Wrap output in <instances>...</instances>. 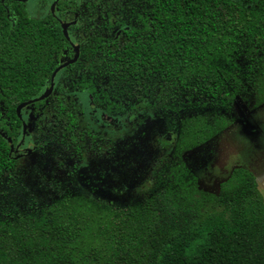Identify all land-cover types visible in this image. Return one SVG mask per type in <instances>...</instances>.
Instances as JSON below:
<instances>
[{
  "label": "trees",
  "instance_id": "obj_1",
  "mask_svg": "<svg viewBox=\"0 0 264 264\" xmlns=\"http://www.w3.org/2000/svg\"><path fill=\"white\" fill-rule=\"evenodd\" d=\"M105 11L78 42L60 12L34 18L24 1L0 0V180L24 156L11 144H47L75 167L88 161L80 175L117 199L79 188L44 205L1 203L0 264H264L254 173L233 168L209 193L181 157L230 124L238 98L264 102V0H106ZM150 116L158 150L114 180L98 164Z\"/></svg>",
  "mask_w": 264,
  "mask_h": 264
},
{
  "label": "rangeland",
  "instance_id": "obj_2",
  "mask_svg": "<svg viewBox=\"0 0 264 264\" xmlns=\"http://www.w3.org/2000/svg\"><path fill=\"white\" fill-rule=\"evenodd\" d=\"M36 1L28 0L27 8L32 17L40 18L47 14L49 8L51 9L52 0ZM86 1L98 3L96 0H69L70 9L65 20L74 19L75 7L82 6ZM41 7L44 9H40ZM82 17L81 23H77V30L72 28L77 38L82 37L81 31L86 23L97 19L94 12H86ZM226 115L230 124L205 143L183 151L182 160L195 176L198 189L209 193L217 192L220 182L227 178L233 168L245 167L254 173L264 198V102L254 105L252 98L248 100L238 98ZM153 121L150 116L144 127L136 129L134 134L130 135V139L127 136L123 137L125 140L115 160L111 156L101 160L98 165L104 173H111L113 179L117 181L121 177L136 176L144 171L146 164L158 150L156 148L158 145H153L156 138ZM45 122L44 128L36 134L40 143L49 140V136L46 135L49 126ZM90 125L96 128L95 125L91 123ZM159 140L167 143L164 137H159ZM30 145L31 152L21 157L15 171L0 180V206L1 203H5L11 205L12 209L21 208L27 201L44 205L67 189L81 188L82 191L89 193L91 191L92 195L97 193L101 198H105V201L110 196L104 187L97 186L98 182L94 178L87 179L80 175L79 169L87 165L88 161L75 167L74 165L78 163L76 159L60 148L53 150L46 144L45 150L33 151L34 142ZM121 185L123 189L115 187L114 191L120 190V194L127 191V184ZM110 197L113 202L117 200ZM116 198L120 202L127 201L123 195H116Z\"/></svg>",
  "mask_w": 264,
  "mask_h": 264
},
{
  "label": "flooded vegetation",
  "instance_id": "obj_3",
  "mask_svg": "<svg viewBox=\"0 0 264 264\" xmlns=\"http://www.w3.org/2000/svg\"><path fill=\"white\" fill-rule=\"evenodd\" d=\"M3 1V0H2ZM24 1V3L26 4V9H27V12L29 14V11L28 8H27V1L28 0H22ZM37 1H44V0H37ZM36 1V2H37ZM98 3H93V2H90V1H86L82 6H77L75 7V15L76 17L72 20H65V17H66V14L67 12L69 11L70 9V4L68 3L69 0H52V3H51V9L49 8V10L47 11V14L50 12V13H57V12H60V18H59V21H60V25H61V28L63 30V33L65 36H67V33L68 31L71 32L75 39L79 42V41H82L84 40V38L86 37V33H85V30L88 29L87 27L89 25H92L94 26V24L96 25V23H101V22H104L101 20V17L99 16V13L103 12V15H104V19H105V1L106 0H96ZM107 1H110V0H107ZM116 4V3H114ZM5 8V11L6 13H8V8L6 5L2 4ZM32 6V5H31ZM32 8V7H30ZM40 9H44L43 7H41ZM39 11V10H38ZM38 11H36V13H38ZM86 12H90V13H95L97 15V19H95L94 21H90L88 23L85 24V28H82L83 31H81V35L82 37L81 38H77L76 37V33H74L72 31V28H75V30H77L78 26H77V23H81V18H83L82 16L84 15V13ZM46 13L44 14L43 17H45L47 15ZM29 16H31L29 14ZM32 17V16H31ZM43 17H40V18H43ZM34 18H37V17H34ZM39 18V17H38ZM108 19L111 21V18L110 16H108ZM84 24V23H83ZM63 26H65V31L64 32V28ZM102 31V34L103 35H109V30L108 28H104ZM120 31H117V34H119ZM78 47V53H79V48H80V45H75V48ZM76 52V51H75ZM31 145H24V142H22L19 146L17 147H14L12 145V148H11V151L12 150H15L17 152V154L15 156H22V155H26L27 153L31 152ZM28 148V150H24Z\"/></svg>",
  "mask_w": 264,
  "mask_h": 264
},
{
  "label": "water",
  "instance_id": "obj_4",
  "mask_svg": "<svg viewBox=\"0 0 264 264\" xmlns=\"http://www.w3.org/2000/svg\"><path fill=\"white\" fill-rule=\"evenodd\" d=\"M63 28H64V32H66V31H65V26H63ZM75 51H76V52H75V56H74V58H73L71 61H68V62H72V61H74L75 58L78 56V54H79V53H78V47L75 48ZM68 62L64 63V64L61 65V66L66 65ZM51 89H52V87H50V88L48 89V91H47L46 93H44L43 95H41L39 98H42V97L46 96V95L51 91ZM29 102H30V101L20 103V104L17 106L16 110L19 111V109H20L22 106H24L25 104H27V103H29ZM23 129H24V130L26 129V125L23 126ZM11 148H12V144H11Z\"/></svg>",
  "mask_w": 264,
  "mask_h": 264
}]
</instances>
